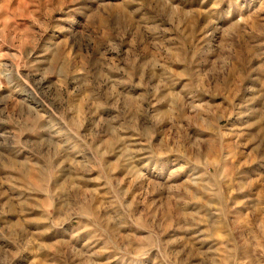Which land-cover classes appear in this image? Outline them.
Wrapping results in <instances>:
<instances>
[{"label":"rangeland","instance_id":"rangeland-1","mask_svg":"<svg viewBox=\"0 0 264 264\" xmlns=\"http://www.w3.org/2000/svg\"><path fill=\"white\" fill-rule=\"evenodd\" d=\"M0 264H264V0H0Z\"/></svg>","mask_w":264,"mask_h":264}]
</instances>
